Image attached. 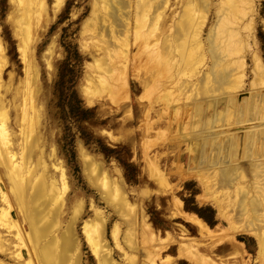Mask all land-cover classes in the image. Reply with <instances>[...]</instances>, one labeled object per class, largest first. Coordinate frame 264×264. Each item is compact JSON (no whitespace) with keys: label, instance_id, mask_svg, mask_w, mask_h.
<instances>
[{"label":"rangeland","instance_id":"rangeland-1","mask_svg":"<svg viewBox=\"0 0 264 264\" xmlns=\"http://www.w3.org/2000/svg\"><path fill=\"white\" fill-rule=\"evenodd\" d=\"M63 41L79 55L69 82ZM0 46V109L13 150L34 139L28 160L55 183L31 206L40 223L60 213L48 240L71 230L65 264H264V224L247 217L258 201L264 219V0H0ZM56 87L86 119L60 108ZM11 187L0 179L23 244L0 229V264H40Z\"/></svg>","mask_w":264,"mask_h":264},{"label":"bare ground","instance_id":"bare-ground-1","mask_svg":"<svg viewBox=\"0 0 264 264\" xmlns=\"http://www.w3.org/2000/svg\"><path fill=\"white\" fill-rule=\"evenodd\" d=\"M165 3V2H164ZM119 4V3H118ZM159 5H156V8H159L160 3H158ZM142 11V10H141ZM140 13V11H139ZM138 13V14H139ZM160 13V12H159ZM162 13V12H161ZM154 27V26H153ZM154 31V29L152 30ZM212 42V41H211ZM212 44V43H211ZM0 51H1V46H0ZM212 52V51H211ZM214 52V51H213ZM23 54V52L21 53V55ZM29 56V55H28ZM216 57V56H215ZM217 58V57H216ZM24 60V59H23ZM218 61V60H217ZM222 61V60H221ZM263 68V67H262ZM223 75H225L226 73H222ZM229 74V73H228ZM227 74V75H228ZM226 75V76H227ZM220 76V74H219ZM225 76V77H226ZM224 77V76H223ZM222 77V78H223ZM228 77V76H227ZM226 77V78H227ZM220 79H222L221 77H219ZM103 81V79H102ZM223 82V80H222ZM105 84V83H104ZM23 104V103H22ZM251 111V110H250ZM8 113V112H7ZM24 113V112H23ZM252 113V112H251ZM25 115V114H24ZM27 116V115H26ZM259 118V117H258ZM257 118V120H258ZM255 119V118H254ZM7 120V115L5 113L4 109H0V179L4 178L6 179L7 182H9L10 184H12L11 187V193L13 195L17 196V202L16 204L18 205V208L21 210L20 212H23V217L26 219L27 224L29 226V231L31 234V241L32 243L34 242L36 246V244L38 242H40L38 244V249L35 250V252H33V255L36 256H40L41 257V263L40 264H65L64 259H67V250L69 249V247L73 244V240H72V236H71V230L68 229L65 230L63 232V234H60L59 238L57 236V238H52V239H47V234L53 229V228H57L58 229V225H59V218H60V213H56L57 215L54 217H52L51 219H49L47 222H43L40 223V220L38 222V218H40L41 212H42V206H37L35 208H33L32 206L38 203V201H40L41 197L45 198L47 194H44L46 191L49 193V195H53L55 192V188L54 184H51L50 186L48 182L49 177L47 176L46 172H42L38 171L39 168L43 169V166H39L37 167V163L36 161L31 164V160L29 161L28 159L32 156V147L36 146L35 145V140L33 139L31 144H29L28 146L23 145L19 142L18 144V151H14L13 147H14V143L11 142L10 140V132L7 129L6 126V121ZM24 124V120L22 118L18 119L17 125L19 126V128H21L22 133L25 130V126L22 125ZM254 130V129H253ZM251 131V130H250ZM264 132V131H263ZM21 133V134H22ZM249 133V132H248ZM261 133V132H259ZM247 134V133H246ZM250 134V133H249ZM248 134V135H249ZM254 135V134H253ZM21 136V135H19ZM27 136V135H26ZM25 136V137H26ZM246 138V137H245ZM251 138V136H250ZM248 138V140L250 139ZM252 139V138H251ZM261 139V138H260ZM24 140V139H23ZM18 142V141H17ZM17 145V143H16ZM16 147V148H17ZM249 147V146H248ZM248 147H246L248 149ZM254 147V146H253ZM257 148V147H256ZM54 149V148H53ZM52 149V150H53ZM255 150V148H254ZM264 151V150H263ZM249 152V151H248ZM252 152V151H251ZM258 153V152H257ZM263 153V152H262ZM254 155V153H253ZM259 155V154H258ZM264 155V154H263ZM17 157H19L20 161L17 160ZM228 161V160H227ZM251 161H253L251 159ZM20 162H22V164L20 165ZM40 162V161H39ZM250 164V163H249ZM258 166V163H256ZM252 165V164H251ZM8 167L10 168L8 170ZM263 167V166H262ZM44 170V169H43ZM63 171V170H62ZM61 171V179H63V172ZM236 171V170H235ZM238 171V170H237ZM44 173V174H43ZM232 170L230 168L225 169L223 172V177L227 184H229L232 180ZM237 173V172H236ZM240 173V172H238ZM257 173V172H256ZM243 178V177H242ZM104 179V178H103ZM258 180V179H257ZM50 181V179H49ZM1 182H3L1 180ZM23 183V182H27L24 183L25 184V188H21L19 185H17L18 183ZM51 182V181H50ZM54 182V181H53ZM159 184H163L164 181H157ZM19 183V184H20ZM234 183V182H233ZM28 185V186H27ZM28 187H30L32 189L31 193H29L28 191ZM45 190V191H44ZM44 192V193H43ZM46 192V193H47ZM110 195V194H109ZM120 195V194H119ZM45 196V197H44ZM54 196V195H53ZM123 196V194H122ZM0 199L3 202L2 204H4V208H0V229H4L6 233H10V235L14 238V241L16 242V245L19 246L20 244H23V238L21 236V232L20 229L18 228L17 224L15 223V220H13L9 214V209H10V204L11 202L8 199V195L5 192H1L0 194ZM52 197V196H51ZM120 198V197H119ZM115 199V198H114ZM257 200V198H254ZM121 202V205L125 204L124 199L120 198L119 199ZM53 202V201H52ZM251 202V201H250ZM45 203H48V201H46ZM127 203V202H126ZM249 203V202H248ZM247 203V204H248ZM32 205V206H31ZM119 205V206H121ZM28 206H31L29 209ZM250 207L247 209L249 215L247 214L248 219H254L253 221H261L264 224V219H262V214L259 216V210H260V202L258 201H252L249 205ZM28 208V209H27ZM49 208V207H48ZM219 208V207H218ZM222 209V208H221ZM250 209V210H249ZM222 211V210H221ZM252 214H250L251 212ZM55 213V212H54ZM184 213V212H182ZM221 213V212H220ZM182 215V214H181ZM184 215V214H183ZM190 216H188V219ZM192 217V216H191ZM261 217V218H260ZM197 219V218H196ZM261 219V220H260ZM192 220V218L190 219ZM143 221V220H142ZM145 222V221H143ZM253 222V223H254ZM195 226H197L198 231L201 233H204L205 235L209 233L208 228L205 226V224L200 221V220H194ZM252 221L250 224H252ZM257 223V222H255ZM90 225V224H89ZM88 226V225H87ZM85 224V227H87ZM100 226V225H99ZM145 229H149L148 224L144 223L142 225ZM261 227L264 225H260ZM93 227V226H92ZM251 227V226H250ZM254 227V226H253ZM98 228V225H96V230ZM101 227H99L100 229ZM143 228V229H144ZM87 229V228H86ZM89 229V228H88ZM98 229V232H99ZM242 229V228H241ZM102 230V229H101ZM116 230V229H115ZM115 230L113 235V238L115 239ZM254 230L251 231V233H253ZM256 231V230H255ZM254 231V232H255ZM264 231V230H263ZM118 233V232H117ZM257 233V231H256ZM264 232L260 231L258 232V236L259 234H262ZM89 233H87L88 235ZM73 235V234H72ZM143 235V234H142ZM209 235V234H208ZM252 235V234H251ZM263 238L261 241V245L264 248V234ZM261 235V236H262ZM100 234L97 233V235L95 236V238H86L88 240V243L90 244V246L92 248L96 247L94 245V242L98 244L100 241ZM117 237V236H116ZM257 237V236H256ZM260 237V236H259ZM155 238V237H154ZM16 239V240H15ZM47 239V240H46ZM118 239V238H116ZM45 240V241H44ZM58 241L60 242V245L58 244ZM116 242V241H115ZM3 241L0 240V250L2 251L4 248L3 245ZM30 244V242H29ZM15 245V244H14ZM190 246V245H189ZM15 247V246H14ZM98 247V245H97ZM21 248V246H20ZM24 248V247H23ZM31 249V248H30ZM70 250V249H69ZM264 250V249H263ZM27 251V250H26ZM93 251V250H92ZM96 251V250H95ZM122 252V251H121ZM262 252V251H260ZM28 253V251H27ZM123 253V252H122ZM20 255V254H19ZM18 255V256H19ZM192 255V254H191ZM16 256V255H15ZM98 256V255H97ZM124 257H126V254H124ZM129 257V256H128ZM206 259V258H205ZM204 259V260H205ZM264 259V257H263ZM208 260V259H207ZM99 264H106L104 262V260H101L100 258L98 259ZM25 262V261H24ZM262 262V261H260ZM264 263V261H263ZM26 264H32L29 262V260L26 261ZM217 264V263H216Z\"/></svg>","mask_w":264,"mask_h":264},{"label":"trees","instance_id":"trees-1","mask_svg":"<svg viewBox=\"0 0 264 264\" xmlns=\"http://www.w3.org/2000/svg\"><path fill=\"white\" fill-rule=\"evenodd\" d=\"M69 5V3H67V6ZM67 6H65L64 11L66 12L67 10ZM259 38L261 39V37L259 36ZM64 44V49H65V59L63 60V67H62V75L65 74L67 75V80L69 82L70 78L73 76L74 72L76 71V63H78V51L76 49V47H70L68 46L66 43H70L69 41H63ZM61 83V82H60ZM62 84V83H61ZM59 88V91L57 92V104L60 106L61 105H66L67 106V113H69V115L71 117H74V120L81 121L87 118V113H88V109L84 108L80 105V100L76 97V94L73 90L68 91L67 93H64L62 91V89L60 87H56V89ZM66 92V91H65ZM64 129H66V125L64 126ZM80 131V135L83 138V141L85 144H89V143H94L97 142L99 139L94 137L87 132L85 129H83L82 127H80L79 129ZM62 138H63V142L61 145V150L65 153H67V149L66 146L68 144V142L70 141V138H67V134L65 131H63L62 134ZM101 147H99L100 151L104 154V155H108L110 153H114L115 149L111 148L105 144H101L99 145ZM71 156L72 153L70 151L69 153ZM69 157H67V161L69 162ZM123 166L125 167V169H128L130 167H132L131 163H122ZM208 207V206H207ZM208 209H210V207H208ZM202 210L200 208H198L197 210H195V212L207 223V224H212L211 221L207 220L205 216H203L199 211ZM183 263V261H178L177 264H181Z\"/></svg>","mask_w":264,"mask_h":264}]
</instances>
